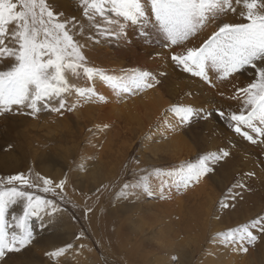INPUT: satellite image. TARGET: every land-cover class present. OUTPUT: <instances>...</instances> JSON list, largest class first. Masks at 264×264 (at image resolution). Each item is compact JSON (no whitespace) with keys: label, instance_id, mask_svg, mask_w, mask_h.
I'll list each match as a JSON object with an SVG mask.
<instances>
[{"label":"rangeland","instance_id":"374dc122","mask_svg":"<svg viewBox=\"0 0 264 264\" xmlns=\"http://www.w3.org/2000/svg\"><path fill=\"white\" fill-rule=\"evenodd\" d=\"M58 7L70 16L75 15L77 17H80V13L76 8L75 0H59ZM233 16L234 15L232 13H228L226 16L221 17V20L231 23L242 22L238 15H235L234 17ZM144 21L137 25L128 27L129 29H127V38L122 39L123 41L121 39L101 38L99 42H89L86 49L89 64L91 66L99 65L100 69L102 67L101 70H105L106 68L107 70L105 73L107 75H111L113 70L107 68V66L113 62L108 58L113 57L114 60L116 59L118 63L128 65V68L126 67V70L125 68H121V72L118 71V77H125L127 73H131V71H133L129 68L130 65L140 63V58L147 57V55H150L154 50H163L165 53L168 52L167 54H169L167 55V57L169 56L168 61L169 64L171 63V69L173 68L171 72L177 70L176 76L177 74L182 76L188 75L187 77H190V79L193 80L192 83L194 81L196 82L200 80L199 78L197 79V77H193L190 74H186L178 69L171 61L170 57L173 51L179 52L182 47H198L206 39L205 35L211 30L208 33V35H210V33H212V31L215 29L216 25L209 24V26L204 29L205 31H201L196 36L190 38L185 43V45L169 49L165 47L164 36L154 18H146ZM77 38L81 41V43L84 42L82 37ZM120 40L122 45L120 43ZM105 46H108L109 54H111V56H107L106 53H103L104 49L101 48H105ZM114 50H116V52ZM114 55L117 57H115ZM125 58L126 60H124ZM104 63H106V65ZM0 67L3 66L0 65ZM160 69L162 68L160 67ZM150 71H153L151 73L156 76L158 83H156L157 85H155L154 87L146 89L144 91L153 89L170 91L175 87L173 85V79L176 78L175 76L170 77V73L168 74L169 76L165 75L164 72L159 70V68H152L151 70H149V72ZM159 71H161L162 73ZM118 72H116V75L118 74ZM209 75L211 77L212 84L205 83L202 80L198 81L197 83H199V86H196L195 88H204L203 93L200 94L194 89H189L190 94L189 96H187V98H189V101L192 103L194 102L201 105L202 101L205 100L206 102L203 101V103L205 102L208 103V105L210 104V107L213 110L212 114L214 119H212L213 117L210 118V116L209 118L212 119L214 124L213 126H210L208 124V120H210L209 118L202 119L200 117H196L193 119L190 125L184 126V132L186 133V135L184 133V138L190 145L194 146V156H196L191 158L183 156L181 159L177 160L178 163H176L180 165L185 162H195L196 158L204 154L205 152H211L212 149V152H215L218 149H224V147L222 148V146H225V144L223 143L225 141V136L223 133H220L219 130H217L215 127L217 126L215 125L216 123H220L221 125H223L225 133H227L228 137H230V139H227L226 145L229 146L227 150L230 151L231 155L228 158L227 163L221 162V164L216 167V171L214 173H210L206 177V180L210 184H212L216 193H218L219 195L215 201L212 213L206 221V225L208 227L205 225L206 228H204V231L201 232H198L196 230L189 231L187 229L189 228L187 226L189 224L187 212L191 211L192 213V204H185V209L183 210L184 212L182 211L183 214L179 213V211H176V205L180 201L176 198L183 195V190L181 189L179 193H177V190L174 189V191L171 186L161 188V183H159L160 180L158 179L159 185L156 184V186H153L151 188V195L143 192V190L139 188L135 190L129 189L128 191H134L135 194L129 195L126 198L120 195L125 182L128 184L136 183L140 176L148 175V172H151L153 169H156L158 167V163L155 162V159H152V157H150L148 153L144 152L143 144L141 143L136 142L134 146H132V148L128 151V155L125 158L119 160V164L115 163L113 165H110V167L113 168L112 173L110 174L106 168L107 160L103 159L101 164L99 165L101 166L103 173L105 172L106 174V172H108L106 182L109 181V188L107 187L109 190L107 188H104L103 186H101L100 189V186H98V184L95 186V181L98 178H91L90 174L95 171L94 168L98 167V155L96 152H98V150L102 147L101 145L103 142L98 144L99 141L97 139L95 140L97 145H93V142L91 145L85 143L84 145L83 143H80L82 147L79 145L78 149L77 147L72 149L70 139L68 138V135L71 134L70 132H72L73 134L76 133V138H78V141L80 142L82 138H79L78 128L83 127V125L84 129L90 126L87 121H85L87 122L86 124H84V121H81L83 114L79 112L80 109H83L86 106L77 105L74 110H64L61 113L51 112L47 109L42 108L35 117L31 115H17L14 113H7L4 116H0V178L19 173L28 175L29 172H31L33 179H35L36 174H39L40 176H44L52 180L54 183H59L61 180L66 181L63 192H61L63 200H61L59 197L53 196L51 193L38 192L34 189L29 190L35 192V194L37 195L44 197L45 199L53 200L54 203L59 207L60 211L53 213L51 216L42 214V219L36 217L30 218L29 227L34 234L35 239L30 245L22 249L20 252L9 253L5 258V264H86L87 262L88 264H264V238L258 240L254 246H249V250L247 253L235 252L230 248L222 247L218 243H215L212 239L218 232L246 223L256 216L264 215V185L259 182L260 180L262 182L264 181V144H252L244 140L243 137L236 135L224 123V121L220 120V118L215 115L217 110H223L225 112L238 111L240 107L239 102L229 98L233 95L236 87L247 85V83L252 79L251 75L249 73H244L242 75H239L238 78L230 80H219L217 79L214 72H210ZM194 78L196 79L194 80ZM69 79L73 84L79 86V81H83L84 77L82 75L80 77L70 75ZM94 90L97 92V94H99L97 97H103V100L101 101L97 99L95 101V97L94 101L90 103V106H93V116L98 117L99 120H102L104 122L115 124L114 126L112 124L113 130L117 126L122 127L123 125H119L123 121V112L121 108H123V106L126 104L128 105V103L132 101V97L136 98V94L114 92L110 87L107 86L106 83L105 85L97 87ZM218 90L220 92H218ZM179 91L180 93H182L186 90L179 89L177 92ZM204 93L211 94L213 100L211 98L209 99V96L204 98L202 96V94ZM176 100H174L175 105H183V103L179 102L178 99ZM217 100H221L222 102L225 101L227 106H218L219 102ZM216 101L218 102L217 104ZM72 103L77 102L75 100L72 101V96H70L69 104ZM138 106H140V111L138 110V113L141 116V109L143 105ZM111 108L114 109L113 112H110ZM111 113H113V116L115 118L118 116V118H120L121 120H117L118 118L115 119ZM114 113L116 115H114ZM63 117L67 118L66 121H70L71 127L70 132L65 131V135L62 134L64 133V131L58 132L64 128H59L60 125L58 126L57 124L58 120L64 119ZM111 117H113L115 121L113 119H110ZM54 118H57L56 121ZM75 119H77V121L80 120L79 122L81 124L76 125V123H74ZM44 121L46 122L44 123ZM47 123L49 124L47 125ZM47 126H52L50 128H55L56 131L54 133H49L46 128ZM208 126H210L211 128ZM151 131H153V128ZM154 131H156V129H154ZM62 136H65L64 138L69 139H67V141H65V139V142H62L63 145L61 144V142L57 141ZM174 136L173 138L176 139V136ZM148 138H152V140L150 141H153L152 146L153 144H158V142L160 141H157L156 137H148L147 135L146 137H144V140L147 141ZM257 139L259 140V138ZM230 140H233L234 142L237 141L236 143L244 145L243 148H246V151H248L249 153H244L242 151L244 155H242V153L237 154L240 153L241 148L234 145V142L232 141V143ZM210 146H213V148L210 149ZM94 147H97V149H95ZM90 151L94 155H92ZM65 153L66 155L64 156L63 154ZM68 154L70 155L67 156ZM64 157L65 159H63ZM252 158L256 159L255 165L251 163V165H254V168L256 166V172L254 171L253 165L250 166L248 164ZM136 161H139V164H137ZM169 161L173 160L170 159ZM95 163L97 166L94 167ZM11 166L13 172L10 169ZM163 167L171 168L169 165ZM141 169H146L148 170V172H141ZM247 173H254V175L248 176L246 175ZM77 175L81 177H78ZM238 181L245 183L247 186V190H244L242 196H240L237 200L230 201V203L233 205L232 207L221 209L220 200L223 198V194L226 193L233 186V184ZM96 182L99 183V180H97ZM106 182H104V184ZM56 191L60 192L59 189H57ZM161 191L163 193V198L160 197ZM168 197H170V199ZM155 206L162 207V209L164 210L166 207V212L168 214L166 212L165 214H157L158 212L153 213V209ZM11 211H15L19 214L21 211V207L17 205ZM93 213L95 214L94 216ZM91 218H93V220H91ZM137 219L140 221L139 224L136 221ZM106 220L108 222L110 221L109 227L112 228L111 231H115L119 227L121 229L123 228L122 233L124 236H126L125 238H127L128 241L125 243H129L131 245V248H133V253L135 252L134 254H125L124 249L120 247L118 248V246L115 251L109 250L107 247L108 244H106L105 242L103 243L105 239L103 232L100 230V226L102 223L107 224ZM176 222H178V224ZM41 223L44 224L43 228H41ZM95 224L97 228L95 230H92L94 229ZM199 224H202V222H200ZM142 225H144V228H146L147 225V229L150 231H145L142 234L141 231H138L139 227ZM150 226L151 229L148 228ZM169 229L172 230L168 233V235H163L159 232L160 230L165 232ZM77 237L80 238L77 239ZM187 241L191 243L189 244ZM68 244H71L73 248L69 250L65 254V256L53 259L46 255L47 252L54 251L57 248L64 247ZM81 245H83L84 247L81 248ZM131 248L129 247V250ZM173 257H175V259H173ZM60 258H64L66 262L64 263L62 261H59Z\"/></svg>","mask_w":264,"mask_h":264},{"label":"snow or ice","instance_id":"6c2138e0","mask_svg":"<svg viewBox=\"0 0 264 264\" xmlns=\"http://www.w3.org/2000/svg\"><path fill=\"white\" fill-rule=\"evenodd\" d=\"M58 4L59 0H0V116L14 113L35 117L42 108L57 113L72 111L77 103L69 104L70 96L74 95L77 102L96 97L94 88L73 84L70 75H82L86 82L99 78L118 93L152 88L158 81L149 71L133 70L125 77H114L91 66L86 53L89 42L126 39L128 27L154 18L165 47L172 49L185 45L209 24H215L198 47L173 51L171 61L184 73L208 84H212L210 72L219 80L249 73L252 79L246 86L236 87L230 97L239 102L238 111L217 110L215 115L244 140L264 144V0H75L80 17L66 14ZM228 13L238 15L242 22L222 21L221 17ZM97 99L102 101L103 97ZM166 111L172 113L180 127L190 125L196 117L208 119L212 115L182 104L172 105ZM169 127L174 130L176 125ZM230 155L229 150L218 149L171 171L141 169L148 175L140 176L136 183H125L120 195H134V191L128 190L138 188L151 195L152 177L160 180L161 188L187 189L214 173L221 162L227 163ZM65 183H54L39 174L33 179L31 172L0 178V264H5L9 253L20 252L35 239L29 227L30 218L42 219V214L51 216L60 211L53 200L29 190L51 193L63 200ZM244 190L245 183L233 184L223 194L220 208L232 207L230 201L237 200ZM17 205L21 207L19 214L11 211ZM262 238L264 215L218 232L212 239L222 247L247 253L249 246ZM72 247L68 244L46 255L53 259L63 257Z\"/></svg>","mask_w":264,"mask_h":264},{"label":"bare ground","instance_id":"6f19581e","mask_svg":"<svg viewBox=\"0 0 264 264\" xmlns=\"http://www.w3.org/2000/svg\"><path fill=\"white\" fill-rule=\"evenodd\" d=\"M62 1V0H61ZM77 11V10H76ZM231 14V13H230ZM235 16V14H233ZM233 16V17H234ZM237 16V15H236ZM229 18V17H228ZM225 20V19H224ZM232 21V20H231ZM145 22V21H144ZM143 25V24H142ZM147 25V24H146ZM212 25V24H211ZM210 25V26H211ZM214 25V24H213ZM209 26V25H208ZM215 27V26H214ZM154 28V27H153ZM129 29V28H128ZM206 29V28H205ZM205 31V30H203ZM208 31V30H207ZM206 31V32H207ZM211 31V30H210ZM209 31V32H210ZM208 32V33H209ZM208 33L205 35L207 38L209 35ZM205 34V33H204ZM211 34V33H210ZM201 37V36H200ZM199 38V37H198ZM197 38V39H198ZM196 39V40H197ZM122 40V39H121ZM121 40H120V43H121ZM201 40V39H200ZM123 41V40H122ZM203 41V40H202ZM192 43V42H191ZM194 43V42H193ZM122 45V43H121ZM124 45V44H123ZM191 46V45H189ZM196 46V45H194ZM121 47V46H120ZM122 48V47H121ZM101 49H104L103 53H106L107 56H111V54H109V48L108 46H105V48H101ZM100 49V50H101ZM113 49V48H112ZM123 49V48H122ZM102 51V50H101ZM116 52V50H114ZM118 51V50H117ZM135 52V51H134ZM102 53V54H103ZM168 52H164L163 50L162 51H152V53H148L150 55H147V57L145 58H140V63L138 64H135V65H130L129 68L132 69V70H145V71H149L151 70L152 68L155 69V68H159V70H161L162 72H164L165 75H168L170 73V77H173L175 76L176 78L173 79L174 82H173V85L175 86L172 90L170 91H165V90H160V89H153V90H147V91H143V92H139V93H135L136 94V98H131V102L128 103V105H124L122 109V112H123V121L121 124L119 125H123L122 127H116L114 128V130L112 129V124L113 123H109V122H104L102 120H99L98 117H95L93 116L94 115V112H93V106H90V103H92V101H94L95 97L92 98L93 100L91 101H84V100H80L79 102L76 101V97L73 95L72 96V101H76L77 102V105H84L86 106L85 108L83 109H80L79 112L81 114H83V117L81 118L82 120L81 121H84V124H86L87 122L90 124V126L88 128H85L84 129V125L83 127H79L78 128V135H79V138H82V140H80V142L78 141V138H76V133L73 134L72 132H70V121H66L67 118H64L62 120H58V126L59 128H64L58 132H62L64 131V133H62L63 135H65V131H69L71 134L68 135L69 139H70V144L72 146V149L77 147L78 149V146L80 145V143H85V144H88V145H91L92 142H93V145H97V143L95 142V140L98 139V144L103 142L102 143V147L98 150L97 155H98V167L94 168L95 171H93L90 175H91V178L92 177H97L99 180V183H97L95 181V186L98 184V186H100V189H101V186H103L104 188H107L109 186V181L106 182V179H107V176H108V172L109 174L112 173V170L113 168L110 167V165H113L115 163L119 164V160L120 159H123L125 158L127 155H128V151L132 148V146H134V144L137 142V143H141L143 144V149H144V152L148 153V155L150 157H152V159L154 158L155 159V162L158 163V167L157 168H160V169H163L165 171H171L173 170L174 168H176L178 166V163L177 160L181 159L183 156L184 157H195L194 156V152H195V149H194V146L190 145L188 143V141L184 138V126L183 127H180L178 126V122L176 120V118L172 115V113L170 112H167L166 110L172 106V105H175L174 104V100L178 99L179 102H182L183 105H192L193 107L197 108V109H200L202 110L204 113H208V112H213V110L211 109L210 107V104L208 105V103H203L202 101V104H196V103H192L190 102L189 98H187V96H189V92L190 90H195L196 92L198 93H203L204 91V88L200 89L199 87L198 88H195L196 86H199V83H197L198 81H194L192 83V79H190V77L188 78L186 75L182 76V75H178L176 76V71L174 72H171L173 70V68L171 69V66L169 64V61H168V57L167 54ZM170 53V52H169ZM101 54V55H102ZM122 54V53H121ZM115 56V55H114ZM160 56V57H159ZM117 57V56H115ZM120 57V56H119ZM127 57V56H125ZM133 57V56H132ZM107 58V57H106ZM100 59V58H99ZM109 60H112L113 62L107 66V68L113 70L111 75L110 76H114V77H118L119 75V72L121 68H125L126 70V67L128 68V65L127 64H123V63H118L117 60L113 57H109L108 58ZM123 59V58H122ZM128 59V58H127ZM126 60V58L124 59ZM132 60V59H131ZM119 61V60H118ZM108 62V61H107ZM106 62V63H107ZM120 62V61H119ZM123 62V60H122ZM130 62V61H129ZM103 63V62H102ZM106 63H104L106 65ZM160 63V65H159ZM96 64V63H95ZM94 64V65H95ZM133 64V63H132ZM94 67L96 68H99V65H95ZM106 67V66H105ZM160 67L162 69H160ZM102 69V67H101ZM106 68L105 70H103L104 72H106ZM157 70V69H156ZM119 71V72H118ZM159 71V72H161ZM116 72H118V74L116 75ZM132 72V71H131ZM150 72H153V71H150ZM161 72V73H162ZM187 74V73H186ZM169 76V75H168ZM186 76V77H185ZM80 77V76H79ZM156 77V76H155ZM164 77V75H163ZM166 79V78H164ZM169 79V78H168ZM196 78H194L195 80ZM198 79V77H197ZM165 82V81H164ZM201 83V82H200ZM237 83V82H236ZM79 86L81 87H84V86H90L92 88H97V87H101L102 85H105V83L103 81H101L99 78H97L94 82H86L85 78L84 80H80L79 81ZM162 84V83H161ZM169 84V83H168ZM172 84V83H170ZM202 84V83H201ZM215 84V83H214ZM231 84V83H230ZM157 85V84H155ZM159 85V84H158ZM239 85V84H238ZM226 86V85H225ZM233 86V85H232ZM242 86V85H241ZM163 87V86H162ZM165 87V86H164ZM160 88V87H159ZM224 88V87H223ZM232 88V87H231ZM179 89H185L186 91L180 93L177 92ZM190 89V90H189ZM198 89V90H197ZM206 89V88H205ZM212 89V88H211ZM98 91V90H97ZM102 91V90H101ZM174 91V92H173ZM213 91V90H212ZM96 92V91H95ZM192 92V91H191ZM218 92H220L218 90ZM217 92V93H218ZM104 93V92H103ZM97 94V92H96ZM207 93H204L202 94V96L205 98V97H208L209 96V99L211 98L212 99V95L211 94H207ZM223 94V93H222ZM226 94V93H225ZM224 94V95H225ZM229 94V93H228ZM99 94L96 95V99L95 101L97 100V96ZM198 95V94H197ZM196 95V96H197ZM211 95V97H210ZM193 96V95H192ZM228 96H231V95H228ZM128 99V98H126ZM203 99V98H202ZM226 99V98H225ZM230 99V98H229ZM197 100V99H195ZM208 100V99H207ZM213 100V99H212ZM211 100V101H212ZM223 100V99H222ZM110 101V100H108ZM117 101V100H116ZM177 101V100H176ZM175 101V102H176ZM193 101V100H192ZM209 101V100H208ZM219 103H218V102ZM216 101V104L218 103V106H227L226 102H221L219 100ZM228 101V100H227ZM236 101V100H235ZM198 102V101H197ZM231 102V101H229ZM120 103V101H119ZM123 103V102H122ZM126 103V102H125ZM215 103V102H214ZM236 103V102H235ZM111 104V103H110ZM113 104V103H112ZM117 104V103H116ZM229 104V103H228ZM238 104V103H237ZM114 105V104H113ZM122 105V104H121ZM138 105H143L142 106V115L140 116L139 113H138V110L140 109ZM215 105V104H213ZM115 106H118V105H115ZM114 107V106H113ZM216 107V106H215ZM110 108V107H109ZM107 108V109H109ZM116 108V107H115ZM222 108V107H221ZM232 108V107H230ZM234 108V107H233ZM218 109V108H217ZM220 109V108H219ZM226 109V108H225ZM237 109V108H236ZM113 108H111V111L110 112H113ZM228 110V109H227ZM235 110V109H234ZM97 111V110H96ZM140 111V110H139ZM115 112V111H114ZM119 112V111H118ZM121 112V111H120ZM73 114V113H71ZM112 116H113V113H111ZM49 115V114H48ZM52 115V114H50ZM63 115V114H62ZM77 115V114H76ZM97 115V114H96ZM114 115H116L114 113ZM54 116V114H53ZM67 116V115H66ZM120 116V115H119ZM39 117V116H38ZM80 117V116H79ZM114 117V116H113ZM113 117H111L110 119H113ZM213 117V114L210 116V118ZM218 117V116H217ZM51 118V116H50ZM70 118V117H69ZM106 118V117H105ZM115 118V117H114ZM118 116L115 118L117 119ZM209 118V119H210ZM46 119V118H45ZM53 119V118H52ZM55 119V118H54ZM57 119V118H56ZM55 119V121H56ZM108 119V118H107ZM120 118H118L117 120H119ZM214 119V117L212 118ZM212 119L206 121L208 122V124L210 126H213L214 122L212 121ZM6 120V119H5ZM79 120V119H78ZM114 120V119H113ZM121 120V119H120ZM221 120V119H220ZM1 121V120H0ZM30 121V120H29ZM50 121V119H49ZM80 121V120H79ZM77 121V119L74 120V123H76V125H80L81 123ZM87 121V122H85ZM108 121V120H107ZM115 121V120H114ZM217 121V120H216ZM46 121H44L45 123ZM121 122V121H120ZM52 123V121H51ZM54 123V122H53ZM49 123H47L48 125ZM203 124V123H202ZM206 124V123H205ZM54 125V124H53ZM115 124H113L114 126ZM170 125H176L175 129L173 130L171 127H169ZM215 126L217 130H219L220 133H223L225 138H224V144L225 146L223 145L222 148L224 147V149H228V145H226V141L227 139L230 137H228V134L225 133L224 129H223V125H221L220 123H216ZM28 126V125H27ZM56 126V125H55ZM208 126V127H210ZM52 126H47V131L50 133H54L56 130L55 128H50ZM153 128V131H151ZM211 128V127H210ZM154 129H156V131H154ZM211 131V130H210ZM203 133V132H202ZM176 136V139L173 138V136ZM205 134V133H204ZM217 134V133H216ZM146 135L148 137H156L157 138V141L158 144H153L152 146V142H150L152 140V138H148L147 141L144 140V137H146ZM186 135V133H185ZM57 136V135H56ZM174 136V137H175ZM48 137V136H47ZM65 137V136H64ZM63 136L60 137L57 141L62 142L66 139L64 138ZM67 138V139H68ZM67 139L65 141H67ZM68 139V140H69ZM206 140V139H205ZM47 141V140H46ZM56 141V142H57ZM64 141V142H65ZM231 141V140H230ZM233 141V140H232ZM231 141V142H232ZM155 142V141H154ZM201 142V141H200ZM214 142V141H213ZM220 142V141H219ZM222 142V141H221ZM234 142V141H233ZM232 142V143H233ZM237 142V141H236ZM234 142L233 144L236 145L237 147L241 148L240 150V153H237V154H241L242 151L245 153H249L248 151H246V148H243L244 145H241L239 143H236ZM151 143V144H149ZM210 143V142H209ZM73 144V145H72ZM84 144V145H85ZM63 145V144H62ZM76 145V146H75ZM211 145V144H210ZM220 145V143H219ZM81 146V145H80ZM82 147V146H81ZM211 147V146H210ZM218 147V145H217ZM221 147V145H220ZM234 147V146H232ZM263 147V146H262ZM63 148V147H62ZM95 148V147H94ZM213 146L210 148L212 149ZM231 148V147H230ZM256 148V147H255ZM97 149V147L95 148ZM217 149V148H216ZM262 149V148H261ZM213 150V149H212ZM211 150V152H212ZM81 151V150H80ZM88 151V150H87ZM207 151V149H206ZM66 152V151H65ZM70 152V151H69ZM91 152V151H90ZM209 152V151H208ZM214 152V151H213ZM233 152V151H232ZM237 152V151H235ZM262 152V151H260ZM60 153V151H59ZM87 153V152H85ZM94 153V152H93ZM90 154V153H89ZM88 154V155H89ZM92 154V152H91ZM90 154V155H91ZM196 154V153H195ZM61 155V153H60ZM64 156L66 155L63 154ZM70 154H68L67 156H69ZM86 155V154H85ZM88 155H87V158H88ZM94 155V154H92ZM242 155H244L242 153ZM82 156V155H81ZM130 156V155H129ZM59 157V156H58ZM62 157V156H61ZM84 157V156H83ZM94 157V156H93ZM237 157V156H236ZM240 157V156H239ZM244 157V156H243ZM91 158V157H90ZM65 159V157L63 158ZM107 160V171L106 174L105 172L103 173L102 172V168L99 164H101L102 160ZM173 160V161H169V160ZM197 159V158H196ZM24 161V160H23ZM96 161V160H95ZM109 161V162H108ZM3 162V161H2ZM11 162V161H10ZM68 162V161H67ZM86 162V161H85ZM251 163H253L255 165L256 163V159L252 158L250 160V162L248 163L250 166ZM1 164V163H0ZM94 164V163H93ZM3 165V164H2ZM88 165V164H87ZM86 165V166H87ZM166 165H169L171 168H164L163 166H166ZM172 165V166H171ZM254 165H253V168H254ZM1 166V165H0ZM71 166V165H70ZM84 166V165H83ZM97 166L96 163L94 165V167ZM136 166V165H135ZM163 167V168H162ZM174 167V168H172ZM246 167V166H245ZM12 168V166L10 167V169ZM49 168V167H48ZM92 168V167H91ZM105 168V167H104ZM234 168V167H233ZM256 168V166H255ZM254 168V171L256 172V169ZM2 169V168H1ZM90 169V168H89ZM252 169V168H251ZM8 170V168H7ZM57 170V169H55ZM60 170V169H59ZM104 170V169H103ZM12 171V169H11ZM10 172V171H9ZM13 172V171H12ZM88 172V171H87ZM86 172V173H87ZM139 172V171H138ZM236 172V170H235ZM60 173V172H58ZM76 173V172H75ZM80 173V172H79ZM46 174V173H45ZM101 174V175H100ZM72 175V174H71ZM100 175V177H99ZM116 175V174H115ZM67 176V174H66ZM78 176V175H77ZM84 176V175H82ZM54 177V176H52ZM64 177V176H63ZM78 177H81V176H78ZM77 177V178H78ZM215 180V179H214ZM72 181V180H71ZM85 181V179H84ZM210 181V180H209ZM73 182V181H72ZM79 182V181H78ZM104 182H106L104 184ZM258 182V181H257ZM261 182V184L264 185V181L262 182L261 180L259 181ZM121 183V182H120ZM126 183V182H125ZM150 183V186L151 188L153 186H156V184H158V178H155V177H152L149 181ZM160 183V182H159ZM230 184V183H229ZM261 184H260V187H261ZM159 185V184H158ZM194 185V184H193ZM190 186L189 188L187 189H182L180 188L181 190H183V195L177 197L176 199H179V203L176 205L177 206V209L176 211H179V213L183 214V210L185 209V204H192V207H193V211L191 213V211H188L187 213V217L189 218V224L187 225L189 228H187L189 231H192V230H196L198 232H201V231H204V228H206V221L208 220L209 216L211 215L212 213V209L215 205V201L218 197V193H216L215 189L213 188L212 184H210L206 178H204L200 183L198 184H195L194 186ZM123 186V185H122ZM121 187V186H120ZM172 189H176L177 188L175 186H171ZM96 188V187H95ZM109 188V187H108ZM107 188V189H108ZM117 188H118V185H117ZM179 189V191H180ZM109 190V189H108ZM113 190V189H112ZM162 190V189H161ZM103 191V190H102ZM175 191V190H174ZM179 191L177 190V193H179ZM101 192V191H100ZM98 192V193H100ZM104 192V191H103ZM102 192V193H103ZM109 192V191H108ZM144 192V191H143ZM162 192V191H161ZM170 192V191H169ZM97 193V191H96ZM101 193V195H102ZM105 193V192H104ZM111 193V192H110ZM158 193V192H157ZM182 193V191H181ZM78 195V194H76ZM172 195V194H171ZM69 196V195H68ZM104 196V195H103ZM136 196V195H135ZM170 196V195H169ZM176 196V194H175ZM183 196V197H182ZM81 197V196H79ZM161 197V196H160ZM165 198V197H164ZM170 199V197H168ZM160 199V198H159ZM167 199V198H166ZM186 199V200H185ZM80 200V199H79ZM83 200V199H82ZM157 200V199H156ZM168 200V199H167ZM185 200V201H184ZM161 201V200H160ZM96 202V201H94ZM84 203V202H83ZM88 203V202H87ZM160 204V203H159ZM167 204V203H166ZM88 205V204H87ZM91 205H92V202H91ZM162 205V204H161ZM96 209V208H95ZM88 210V209H87ZM95 211V210H93ZM139 211V210H138ZM141 211V210H140ZM174 211V210H173ZM183 211V212H182ZM87 212V211H86ZM92 212V211H91ZM158 212L157 214H165L166 212V207H165V210L162 209V207H157L155 206L154 209H153V213H156ZM175 212V211H174ZM137 213V212H136ZM152 213V214H153ZM167 213V212H166ZM176 213V212H175ZM168 214V213H167ZM88 215V214H87ZM95 214L93 213V216ZM161 216V215H160ZM96 217V216H95ZM180 218V217H178ZM99 219V218H98ZM145 219V218H144ZM45 220V219H44ZM43 220V221H44ZM91 220H93V218H91ZM95 221V220H94ZM107 221V220H106ZM137 223L139 224V220L137 219L136 220ZM164 221V220H163ZM182 221V220H181ZM93 222V221H91ZM96 222V221H95ZM200 222H202V224H199ZM85 223V222H84ZM167 223V222H166ZM165 223V224H166ZM178 224V222H176ZM91 224H94V223H91ZM109 224H110V221L108 222L107 221V224L106 223H102L101 226H100V230L103 232L104 234V241L103 243L105 242L106 244H108V249L109 250H114L117 249V246L118 248H123L124 249V253L127 254V253H130V254H134L133 253V248H131V245L129 243H125V242H128L127 241V238H125L126 236L123 235V228L121 229L120 227L117 229V230H113L111 231L112 228L109 227ZM230 224V223H229ZM164 225V223H163ZM206 225V226H205ZM184 226V224H183ZM90 227V226H89ZM139 227V226H138ZM208 227V226H207ZM87 228V227H86ZM93 228V227H91ZM97 227H96V224L94 225V229L92 230H95ZM149 229H151V226L148 227ZM153 228V227H152ZM171 228V227H170ZM215 229V228H214ZM153 230V229H152ZM172 229H169L165 232L163 231H159L160 234H163V235H168V233L171 231ZM183 230V229H182ZM138 231H141V233L143 234V232L145 231H150L147 229V225H146V228H144V225L140 226L139 227V230ZM184 231V230H183ZM207 231V230H206ZM97 232V230H96ZM211 232V231H210ZM125 233V232H124ZM204 233V232H203ZM200 234V233H199ZM188 235V234H187ZM196 236V235H195ZM173 237V236H172ZM138 238V237H137ZM204 238V237H203ZM207 238V237H206ZM83 239V238H82ZM169 239V238H168ZM188 239V238H187ZM130 240V239H129ZM167 241V240H166ZM188 242V241H187ZM203 242V241H202ZM137 243V242H136ZM166 243V242H165ZM181 243V242H180ZM189 243V242H188ZM191 243V242H190ZM189 243V244H190ZM195 243V242H194ZM199 243V242H198ZM34 244V243H33ZM129 244V245H128ZM171 244V243H170ZM185 244V242H184ZM89 245V244H88ZM104 245V244H103ZM201 245V244H200ZM102 246V245H101ZM105 246V245H104ZM176 246V245H175ZM191 246V245H189ZM193 246V245H192ZM202 246V245H201ZM91 247V246H90ZM103 247V246H102ZM129 247L131 248L129 250ZM182 247V246H181ZM33 248V247H32ZM73 248V247H72ZM92 248V247H91ZM187 248V247H186ZM77 249V248H76ZM178 249V248H176ZM181 249V248H180ZM93 250V249H92ZM185 252V251H184ZM92 253V252H91ZM118 253V252H117ZM222 253V252H221ZM235 255V254H234ZM238 255V254H237ZM80 256V255H79ZM90 256V255H89ZM242 257V256H241ZM211 259V258H210ZM230 259V258H229ZM85 260V259H83ZM129 260V259H128ZM233 260V259H231ZM230 260V261H231ZM59 261H62V262H66V260L64 258H60ZM87 261V260H85ZM235 261H236V258H235ZM245 261V260H244ZM242 262V261H240ZM260 262H261V259H260ZM59 263V262H58ZM74 263V262H73ZM86 263V262H85ZM235 263V262H234ZM78 264V263H77ZM82 264V263H81ZM84 264V263H83ZM88 264V262L86 263ZM145 264V263H144ZM236 264V263H235ZM242 264V263H241Z\"/></svg>","mask_w":264,"mask_h":264}]
</instances>
